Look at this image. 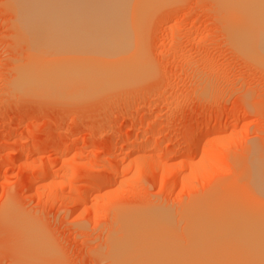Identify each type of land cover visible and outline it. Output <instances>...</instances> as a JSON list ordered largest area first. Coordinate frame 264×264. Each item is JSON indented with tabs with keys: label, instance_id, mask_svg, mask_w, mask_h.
Segmentation results:
<instances>
[{
	"label": "rangeland",
	"instance_id": "1",
	"mask_svg": "<svg viewBox=\"0 0 264 264\" xmlns=\"http://www.w3.org/2000/svg\"><path fill=\"white\" fill-rule=\"evenodd\" d=\"M157 6L144 32L151 65L147 77L134 80V85L131 81L114 84L100 90L103 93L74 97L67 90L68 96L62 99L64 95H45L46 91L34 97L16 86L15 65L25 60L26 44H19L13 13L0 0V264H45V260L47 264H132L136 258L125 263L118 253L131 225L124 229L125 219L117 222V216L120 219L129 211L128 215L142 216L145 210L155 214V208L157 214L169 212L170 222L174 220L170 233L175 236L160 240L169 243L165 244L169 250H177V259L185 262L200 255L207 261L197 258L201 264L240 261L243 250L239 247L246 246L239 240L234 245L226 205L222 210L221 206L231 182L241 179L252 149L264 155V63L242 54L227 31L217 0H162ZM208 124L217 125L218 130L206 129ZM210 137L214 139L204 153L202 146ZM142 155L153 156L157 170L149 168ZM104 176L112 177L110 183L95 188ZM83 196L85 202L80 199ZM211 199L220 206L216 211L213 205L210 211L215 207L216 218L223 214L225 219L222 215L214 226L208 224L209 233L199 236L203 243H197L185 211L204 206V201L210 205ZM31 230L36 239L37 234L42 236L40 261L28 249L34 247L26 240ZM158 232L155 237L164 236ZM135 236L129 245L147 244L146 238ZM134 247H129L135 249L133 253L138 248ZM155 247L150 249H166Z\"/></svg>",
	"mask_w": 264,
	"mask_h": 264
},
{
	"label": "bare ground",
	"instance_id": "2",
	"mask_svg": "<svg viewBox=\"0 0 264 264\" xmlns=\"http://www.w3.org/2000/svg\"><path fill=\"white\" fill-rule=\"evenodd\" d=\"M4 1H5V6L8 7L9 11L13 13L14 27L16 28L17 31L16 36L19 44H24V43L26 44L25 47L26 48L25 50L27 52L26 58L23 61L22 60L21 61L19 60V62L17 61L15 65L16 67L14 66L16 71V77L14 76L15 78L13 79L16 82V86L19 89L23 90V92L25 91L26 92V93L24 92L25 94L30 93L33 94L34 97H36L35 95H44V93L41 91L44 92L46 91L45 95L47 94V92H48L47 95L57 93V96L58 93H60L61 95H64L61 96L59 94V96H61L62 99L65 97V95L66 96L72 95L75 97L80 94L79 96H81V93L85 94V93H91L93 91L104 90L105 88H109L114 84L125 85L126 83L128 84L130 81H131L130 83L132 84L134 80L138 81L141 78H145L146 75L148 76V73L151 71L150 69L151 65L149 63L150 60H148L146 48L144 44V34H145L144 32L148 27L147 20L148 18L151 19L152 16V15L149 16L150 13L155 12L154 8L158 10L157 5L161 3L162 0H4ZM217 1L222 8L221 11L223 12V14L221 15H223L226 21L225 24L227 25V31H229V34H231L230 36H232V38L235 40V43L239 45L238 47L241 49V51L243 50L242 54L245 52V54H247L248 57L250 56L251 58L257 60L258 62L260 61L264 63V0H217ZM160 7H162L161 4ZM143 81L144 80H142V82ZM135 82L136 81H134V83ZM19 89H17V91ZM67 90L69 94L68 92H66ZM69 90L70 91L73 90L72 92H76L77 94L76 95L72 94V92H70ZM103 92L100 91V93ZM95 93L98 94V92ZM90 96H92V94H90ZM52 97L55 96L52 95ZM58 99L60 100L61 98ZM205 128L208 130L216 131L217 125L208 124L205 126ZM213 139L214 137H210L207 140V142L202 146V151L204 153L208 152L209 150L208 142L212 141ZM33 151L34 152L38 151V147L33 148ZM164 151L167 152L168 154L170 151L169 147H166ZM170 154L171 156H173L177 154V152L176 151L170 152ZM145 157L147 156L142 155L140 158H145ZM146 159H147L146 160L147 166L149 168L152 169L158 168L153 156H149ZM248 159H249L248 163L243 165L244 171L242 170L243 174L240 179L243 181L236 180L233 181V183L231 182V185L229 184L230 189L228 188L229 189L228 192L226 191L227 193H229V195L225 196L226 197L225 202H223L222 200L224 205L221 204L222 205L221 210L223 209L222 207L226 205L225 206L226 214L224 210L223 213L227 216L226 222L229 223V225L227 226H229L228 229L231 230L229 231L231 232L230 235L232 236L233 241L234 240L236 241V242L234 241L235 242L234 245L238 243L237 241L239 240V243L240 241H243L241 243L245 244L246 246L244 247V249L243 247H239L240 250L242 248L243 252H240L242 253V256H240V258L238 257L240 261L235 263L251 264L254 261L255 264L256 262L260 261L258 264H264V244H262L264 243V155L260 150L258 151L257 149L253 148L252 151L250 152V156L248 157ZM138 167H139V163L136 164V168ZM109 168H110L109 170L111 171L112 170L111 166ZM162 169L167 175H170V172L166 169L165 166H162ZM111 178L112 177L110 176H106V177L104 176L102 179L96 182V184L94 185L95 188L103 187L106 183H108L111 180ZM211 197H213V195ZM214 198L218 199V197L215 196ZM80 199H82L83 202H85L84 196ZM216 199H211L210 202L212 203L210 204V202H208L210 205H206L207 201H204L202 202L205 203L204 206L200 205V207H198L197 204L193 208H191L192 211L191 209H189L190 210L189 212L185 211V213L188 214L186 216V218L188 217L187 219L188 223L192 224L190 225L192 226V228L194 227L193 229H191L192 230L191 233L192 234L195 233L194 235H192V237L193 239H197V243L198 240L202 242L200 237H203V234L205 235V233L206 234L207 232L209 233L208 224L212 225L216 221V219H222L221 216L223 214L221 216L219 215L220 218L218 216L216 218L215 214H213L215 207L212 212L210 211L212 210L213 205L215 206L217 205L216 211L219 210L217 208L219 205L217 204L218 202L215 203L214 201ZM227 201L228 204H225L227 203ZM226 208L228 210H226ZM155 209L153 212L155 214H152L153 210H151L150 207L151 214L149 212L148 213L145 212L146 211L145 210V211H141L142 213L144 212L142 216L139 215V213L135 215L134 214L135 212L131 214L132 211H129L131 212L130 215H128L129 212H127L128 213L127 215H125L126 212L125 213L121 212L122 215L124 214L126 216V217L124 216L125 218L122 215H120V219H119V216H117L118 217L117 222L121 223V221L125 219L124 220L125 222L121 223L122 226L125 225L124 229L127 228V226L129 227V225H126L127 223L131 225V227H129L130 230L126 229L127 232L124 233L128 234L129 232L130 233L132 232L131 235H129L130 234L129 233L128 237L124 239L125 241V243L123 241L124 245L120 247V248L123 247L124 252L123 249H121L122 252L121 251L118 252L121 261L126 263V261H129L127 259L136 258L135 260L133 259L131 260L138 262V264H143L145 260L147 261L149 260L150 262H146L144 264H148V263L173 264V263H177V261L180 262L182 260V259H177L178 256L177 255L178 253H176L177 250L176 251L169 250L170 247L166 248L168 246L167 244L169 243H165L167 245L165 246L163 242L164 240L165 242H167L166 241L167 237L170 236L169 239L173 237L172 236L173 233H170V231H172L171 228H173L172 226L174 224V220L171 219L170 222V218L168 216L170 214L169 212L168 213L166 212L167 214L165 213L163 214L164 210L162 209L163 210V211L161 210L162 213L157 214L158 209L157 210ZM7 215H9L8 211L5 217H7ZM223 217L225 219L224 215ZM219 222L221 223V220ZM135 228H137L138 230H136ZM157 228L158 230H154ZM28 229L30 230V227ZM132 229L135 230L132 231ZM34 230H31L32 232L29 233V235L27 234L26 240H28L27 242L34 246V247H28L29 250H32L30 255H33L34 258L38 259L40 255L42 256V252H41L42 247H40L41 245L39 244L42 242L41 240L42 236H39L37 234L38 237L36 239L35 236L36 233L33 232ZM158 231H160L164 236L163 237L160 236L161 238L159 236L155 237ZM210 231L212 233L211 229ZM133 232L135 234H133ZM229 232L227 234L228 236H229ZM124 233L122 232L121 238L122 236H124L123 238H125L126 235ZM199 233L200 235H198ZM30 234H33V236ZM132 234L134 236L136 234L139 235V237L136 235L138 239H140V237L142 236L141 237L143 238L142 240H145L144 238H146L147 240V244L146 242H143L145 243L144 247L142 246L141 248H139L138 246H136L138 247L137 248L138 250L136 249V252L134 253L133 251H135V249H133V251L131 250V248L129 249V247H134L131 246L134 245V243L131 245L129 244L134 242V240H136V239L132 240L133 239ZM116 235L119 236L118 234ZM129 236H131V238ZM165 236L167 237L165 238ZM119 237H117V241H121V238L120 240L118 239ZM153 237L154 238L159 237V240L161 239L163 241L161 240L159 241L157 239L153 240L154 239ZM127 239L129 241H127ZM150 239L154 241V243L150 242L149 241ZM244 241L246 243H244ZM247 241L248 243L251 242L252 244L250 243L248 244ZM253 241L255 242V244ZM256 241L259 242L257 243ZM137 242H138L137 245H142L139 244V241ZM149 242L151 243L150 248H153L157 245L159 247L163 246L166 249H161L159 251H152L153 249L147 247L150 246ZM159 242H163V244L161 245V243ZM190 242L192 243V241ZM177 243H174V245L175 244L177 245ZM181 244L178 243V245ZM240 244L238 245L240 246ZM242 244L241 246H244ZM146 247L147 249L144 250ZM256 247L260 249L258 250L256 249ZM24 248L26 250L27 248L26 245ZM116 248L118 249V246H116ZM233 249H235V246ZM202 250L203 249H201V251ZM255 250L256 252H254ZM260 250H262L263 252ZM199 251L200 250H198V252ZM28 252L30 251H26L25 253L28 254ZM131 253L134 255H132ZM249 253L252 254L250 255ZM130 254L133 257H129L128 255ZM181 254L180 257L182 255L184 256L188 255L185 253H183L182 255ZM195 254L196 253L194 251V254L192 255H194L195 257L196 256ZM256 254L259 257H261L260 260ZM189 255H191V253ZM252 255L253 256L255 255L254 256L255 259L251 262H247V260L250 261V259H252L251 257ZM204 257H206L205 253H204ZM232 257L233 260L235 256L233 255ZM122 258L126 260H123ZM197 258H200V255L199 257H195L193 259L198 260ZM184 259L185 258L183 257V260ZM188 259L193 261L192 264H196V260L194 261L190 257ZM188 259L186 258L185 262L181 261V263L186 264L187 261L189 262ZM200 259H204V258H200ZM205 259L203 263L207 262L205 261ZM26 260L24 259L25 262ZM255 260L258 261L255 262ZM38 261H40V258L38 259ZM133 261L131 263L135 264ZM233 261L230 262L229 260L230 262L229 264H235L233 263ZM214 262L216 261L214 260L213 264H215ZM31 263L32 261L30 262V264ZM44 263L47 264L46 260ZM209 263L211 264L212 262ZM22 264H24V262ZM189 264H191V262H189ZM198 264H201L200 261ZM219 264H224V262L223 263L221 262Z\"/></svg>",
	"mask_w": 264,
	"mask_h": 264
}]
</instances>
